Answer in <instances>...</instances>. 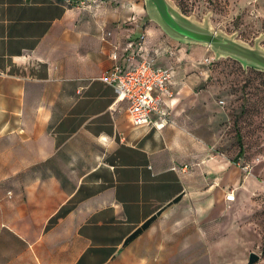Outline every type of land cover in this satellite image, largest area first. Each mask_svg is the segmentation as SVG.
<instances>
[{"label":"crops","instance_id":"1","mask_svg":"<svg viewBox=\"0 0 264 264\" xmlns=\"http://www.w3.org/2000/svg\"><path fill=\"white\" fill-rule=\"evenodd\" d=\"M110 1L0 0V264H197L193 246L147 233L241 176L213 124L208 48ZM143 33L175 66L161 129L136 126L100 80Z\"/></svg>","mask_w":264,"mask_h":264},{"label":"rangeland","instance_id":"2","mask_svg":"<svg viewBox=\"0 0 264 264\" xmlns=\"http://www.w3.org/2000/svg\"><path fill=\"white\" fill-rule=\"evenodd\" d=\"M111 1L113 5L131 6L134 17L151 19L145 0ZM173 1L200 21L208 15L216 29L251 45L264 33V0ZM261 45L264 47V39ZM208 51V56L214 54ZM204 64L210 70L211 99L220 108L213 123L218 127L220 149L235 162L241 176L236 184L219 181L221 184L208 193L206 207L193 206L198 200L191 199L147 234H172L181 247L193 246L197 264H248L252 252L260 255L254 264H264V71L244 67L232 57ZM237 130L242 135L244 154L235 161ZM229 191H234V201H226Z\"/></svg>","mask_w":264,"mask_h":264},{"label":"built area","instance_id":"3","mask_svg":"<svg viewBox=\"0 0 264 264\" xmlns=\"http://www.w3.org/2000/svg\"><path fill=\"white\" fill-rule=\"evenodd\" d=\"M96 1L103 0H69L81 7ZM110 58L113 64L100 76V80L114 88L117 100L127 101L133 123L136 126L150 125L157 129L168 125V101L174 95L172 82L175 66L156 64L155 57L145 46V33L129 41L123 54L116 46ZM213 61L214 54L204 59L206 63ZM227 199L234 200V192H230Z\"/></svg>","mask_w":264,"mask_h":264},{"label":"water","instance_id":"4","mask_svg":"<svg viewBox=\"0 0 264 264\" xmlns=\"http://www.w3.org/2000/svg\"><path fill=\"white\" fill-rule=\"evenodd\" d=\"M151 20L157 22L166 34L185 44L205 46L215 55L232 57L244 67L264 71V47L261 41L264 33L251 45L235 35L216 29L207 15L203 21L186 14L173 0H145ZM260 255L252 252L248 264H254Z\"/></svg>","mask_w":264,"mask_h":264},{"label":"trees","instance_id":"5","mask_svg":"<svg viewBox=\"0 0 264 264\" xmlns=\"http://www.w3.org/2000/svg\"><path fill=\"white\" fill-rule=\"evenodd\" d=\"M236 138H237V143H238V146H239V151L236 154L234 160L238 161L244 154L243 139H242V135H241L240 131H238V130L236 132Z\"/></svg>","mask_w":264,"mask_h":264}]
</instances>
